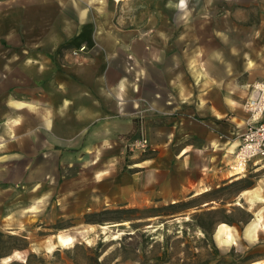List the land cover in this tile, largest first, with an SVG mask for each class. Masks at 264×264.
Segmentation results:
<instances>
[{
  "label": "crops",
  "instance_id": "obj_1",
  "mask_svg": "<svg viewBox=\"0 0 264 264\" xmlns=\"http://www.w3.org/2000/svg\"><path fill=\"white\" fill-rule=\"evenodd\" d=\"M125 1L0 0V208L20 185V202L31 188L73 209H264V158L245 174L229 167L264 77V0H203L213 36L195 47L174 44L155 15L145 31L117 26ZM140 121L150 150L129 153ZM250 223L231 222L234 239L264 243Z\"/></svg>",
  "mask_w": 264,
  "mask_h": 264
},
{
  "label": "rangeland",
  "instance_id": "obj_2",
  "mask_svg": "<svg viewBox=\"0 0 264 264\" xmlns=\"http://www.w3.org/2000/svg\"><path fill=\"white\" fill-rule=\"evenodd\" d=\"M220 1L222 9L224 0ZM178 7L169 0H126L119 5L114 23L145 31L155 15L151 22L162 33L165 26L171 27L174 44L180 37L194 47L199 40L211 43V19L198 16L212 14L206 3L187 0L183 8ZM216 21L219 24L220 18ZM86 50L81 45L73 52ZM16 190L13 203L0 208V248L7 253L0 257V264H250L262 260L255 256L263 254L264 243L234 239L229 224L236 222L241 227L242 222H251L247 230L255 234L261 227L256 218L258 214L264 216L263 208L255 214L241 204L202 210H187L184 205L85 210L71 208L72 204L63 202L58 193L38 194L31 188L20 202V185ZM232 192L221 189L219 195L227 197ZM195 219L213 229V238L197 227ZM218 222L226 224L231 234L229 240L225 236L221 247L214 240ZM62 236H72L73 241L63 245Z\"/></svg>",
  "mask_w": 264,
  "mask_h": 264
},
{
  "label": "built area",
  "instance_id": "obj_3",
  "mask_svg": "<svg viewBox=\"0 0 264 264\" xmlns=\"http://www.w3.org/2000/svg\"><path fill=\"white\" fill-rule=\"evenodd\" d=\"M245 109L249 112L250 119L234 153V160L229 165L235 175L245 174L250 161L264 158V77L252 84ZM150 147L146 127L140 121L138 134L126 141V149L129 153H144Z\"/></svg>",
  "mask_w": 264,
  "mask_h": 264
},
{
  "label": "bare ground",
  "instance_id": "obj_4",
  "mask_svg": "<svg viewBox=\"0 0 264 264\" xmlns=\"http://www.w3.org/2000/svg\"><path fill=\"white\" fill-rule=\"evenodd\" d=\"M256 195H258V194H256ZM256 220H257L256 221L257 225H260L264 229V218L261 215H258ZM220 229L222 232H224L226 234L227 240L231 239V234H230L229 228L227 227L226 224H222ZM249 231H252V230L250 229ZM60 239H61V242L63 245H69L73 241L72 236H68V237L62 236V237H60Z\"/></svg>",
  "mask_w": 264,
  "mask_h": 264
},
{
  "label": "trees",
  "instance_id": "obj_5",
  "mask_svg": "<svg viewBox=\"0 0 264 264\" xmlns=\"http://www.w3.org/2000/svg\"><path fill=\"white\" fill-rule=\"evenodd\" d=\"M196 220V225L199 229H201L205 234L210 235L213 238V229L209 228L208 226H206L203 222H201L199 219H195ZM0 235H2V232H0ZM218 251V249H217ZM3 254H7L1 251L0 248V257L3 256Z\"/></svg>",
  "mask_w": 264,
  "mask_h": 264
}]
</instances>
